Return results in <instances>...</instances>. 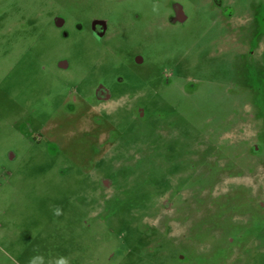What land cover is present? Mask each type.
Segmentation results:
<instances>
[{
	"label": "rangeland",
	"instance_id": "1",
	"mask_svg": "<svg viewBox=\"0 0 264 264\" xmlns=\"http://www.w3.org/2000/svg\"><path fill=\"white\" fill-rule=\"evenodd\" d=\"M262 162L264 0H0V264H264Z\"/></svg>",
	"mask_w": 264,
	"mask_h": 264
},
{
	"label": "flooded vegetation",
	"instance_id": "2",
	"mask_svg": "<svg viewBox=\"0 0 264 264\" xmlns=\"http://www.w3.org/2000/svg\"><path fill=\"white\" fill-rule=\"evenodd\" d=\"M216 2H218L220 4L221 0H215ZM173 12L167 17L170 23H177V22H181L184 21L186 19L185 13H184V9L183 7L178 4V3H173ZM136 17H139V13L135 14ZM54 21L55 24L57 25V27L60 29L61 33L63 35H68L70 33V24H68L66 18L62 15V14H57L54 17ZM75 27L77 28V30H83L84 28H86L87 30H89L91 32V34L96 38V39H102L106 36L109 35V33L111 32V27H110V22L109 20L101 15H95L94 17H92L88 23H87V27L84 26V22L77 20L75 21ZM62 66H66L67 64L65 62H61ZM95 94L96 97L99 100L98 105H102V107L104 106V103L109 101L112 98V93L104 86V85H98L95 89ZM98 105L95 106H89V109L87 110L88 112L90 111H95V110H99ZM99 108H98V107ZM103 109V108H102ZM253 146L251 147L252 150ZM263 163V162H262ZM264 164V163H263ZM104 184V186H109V183L106 179L103 180L102 182Z\"/></svg>",
	"mask_w": 264,
	"mask_h": 264
},
{
	"label": "clouds",
	"instance_id": "3",
	"mask_svg": "<svg viewBox=\"0 0 264 264\" xmlns=\"http://www.w3.org/2000/svg\"><path fill=\"white\" fill-rule=\"evenodd\" d=\"M157 6L154 5L153 10L155 11ZM54 215H62V208L59 206H54L53 210ZM34 251H38V249H34ZM28 264H44V258L42 256H32L28 260ZM55 264H69V260L67 257H60L55 261Z\"/></svg>",
	"mask_w": 264,
	"mask_h": 264
}]
</instances>
